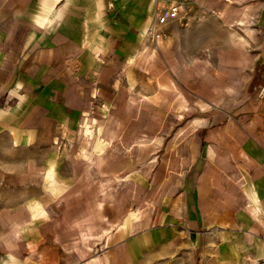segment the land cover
I'll use <instances>...</instances> for the list:
<instances>
[{"label": "crops", "instance_id": "crops-1", "mask_svg": "<svg viewBox=\"0 0 264 264\" xmlns=\"http://www.w3.org/2000/svg\"><path fill=\"white\" fill-rule=\"evenodd\" d=\"M186 1L178 21L154 0H0V26L14 27L0 39V264L264 259V81L245 76L236 87L228 78L221 91L226 73H205L208 47L187 37L201 30L197 19L214 18L217 0ZM150 29L166 38L160 79L139 69ZM244 39L217 60L242 69L264 62V43ZM141 80L153 87L142 95L163 98L142 124ZM141 129L148 144L138 143ZM82 130L95 155L112 144L124 153L154 146L142 154L152 168L136 177L128 155L68 169Z\"/></svg>", "mask_w": 264, "mask_h": 264}, {"label": "rangeland", "instance_id": "rangeland-1", "mask_svg": "<svg viewBox=\"0 0 264 264\" xmlns=\"http://www.w3.org/2000/svg\"><path fill=\"white\" fill-rule=\"evenodd\" d=\"M37 2H42L43 0H36ZM217 0V4L213 7L212 10H214L213 17L209 18L210 16H205V17H200L197 19V23L201 25V30H197L196 32L194 31L193 33L187 35L188 40L195 41L196 38H201L204 41V46L208 47L205 48L202 52V68L204 72H210L211 70L215 71L219 69L222 71V75L225 74L226 76L223 75V77L226 78L224 82H221V91H224L222 89L227 90V86L230 83L228 78H235L236 82L235 85L236 87L240 85L239 83L245 76H249L248 79L252 76L257 77L256 81L253 83L255 86L258 85L259 83L261 84L262 81H264V62H262V59L259 58L257 65H253L250 68L246 69H241L239 67H229L226 65H222L223 60H220V62L217 60V58H223L224 54L228 55L227 52V47L230 43H236V45H239V41H245L247 42V39H244V36H250L252 38V42H260V44L264 43V30H261V35H259V32L257 31L258 35L255 34V29L254 27L259 26V24H254V19L253 16L256 13L257 10H259L260 4L261 6V11H262V17L260 22V28L264 27V0ZM187 8V1L185 4L182 6L181 11ZM165 11H171L168 7L164 9ZM211 10V11H212ZM180 14H174L176 15L175 18L178 19V21H181L182 18H179L178 15ZM173 15V14H172ZM184 15V14H183ZM182 16V15H181ZM170 19V18H169ZM186 19V18H185ZM188 20V18H187ZM183 22V21H182ZM167 23V20L165 21ZM253 25V26H251ZM12 26V34L11 30L7 28H2L0 26V39L1 38H12L13 33H14V27ZM251 28V30H250ZM161 31V30H160ZM245 32V33H244ZM258 36V40L256 38ZM165 37L163 34L160 35V37H157L154 39V36H151L150 40L146 42L142 49L140 50V54L138 56V62H139V69L145 72H149V68H155V73L157 74L156 77L162 78L164 71V42H165ZM218 42V50L212 49L210 47L213 45V43ZM263 45V44H262ZM215 46V45H214ZM215 48V47H214ZM264 50V49H263ZM262 49L260 50H254L253 53L261 52ZM188 53L190 55H195L192 50H188ZM262 58V57H261ZM195 57L192 59H187V62L191 64L192 62H195ZM198 63L199 60H198ZM150 65V66H149ZM219 65V66H218ZM200 66V65H199ZM190 67V66H189ZM173 70L174 68H177L175 66H172ZM169 69V68H168ZM230 73V75H229ZM234 74V75H233ZM221 75V76H222ZM160 79V78H159ZM146 81L149 82L148 77H146ZM146 81H140L138 83V88L140 94L142 92L148 91L150 88L152 90V86L150 87ZM150 83V82H149ZM158 90L161 88L163 89V81L161 82H156ZM178 84V83H176ZM175 82H172V89L173 91H176V87L174 86ZM252 90V88L250 89ZM264 92V89H263ZM259 92L257 93L259 98L264 97V93ZM227 98L223 99L224 103H227ZM139 102V109H141L138 117L140 120V123H147L151 121V114L146 112V109H153L154 105H158L161 102H163V98H150L149 96H144L140 95L138 98ZM127 115H124L123 118L125 120ZM152 117H155V115H152ZM121 119V116H120ZM174 121V120H173ZM172 121V122H173ZM90 122V120H88ZM87 122V123H88ZM111 127V125H109ZM110 130V129H109ZM179 131H182V129H179ZM111 132V131H110ZM143 134H146L143 132L141 129L140 131V139L138 141L139 144H148L151 141L150 137H145ZM148 134V133H147ZM84 135V130H82L79 135H76V138L78 139L79 145L77 146L78 152L74 154L73 152H69L67 154V160L70 163V166H67L69 168H77V169H99L102 168V166L106 164H112L116 159L120 158L123 156L125 158L128 155H131V157H134L136 162L139 164V167L136 171H134V175L136 177H139L141 173L143 172L144 168L146 167L147 170L151 169V162L146 161L143 159L142 154L146 152L147 148H152L154 146H147V145H139L134 147L132 150H130L127 153H124L128 151V147L124 149V147L117 148L115 144H112V146L109 148L108 152H104L102 155H95L93 150H92V145L93 141L88 139L87 136L85 137ZM110 136V135H109ZM92 141V142H91ZM66 148H70V145H67ZM121 149V152H120ZM138 158L140 160H138ZM121 159V158H120ZM155 161V158L153 159ZM65 168V167H64ZM66 169V168H65ZM122 177V176H121ZM118 178L117 180L121 182L122 178ZM110 190L108 189V198H111L112 194L109 193ZM12 195V194H11ZM98 198V194H97ZM16 242V241H15ZM17 243V242H16ZM16 243H13L16 245ZM17 246V245H16ZM2 253V252H0ZM0 259H1V254H0ZM140 264H149L147 259L142 258L140 261Z\"/></svg>", "mask_w": 264, "mask_h": 264}, {"label": "built area", "instance_id": "built-area-1", "mask_svg": "<svg viewBox=\"0 0 264 264\" xmlns=\"http://www.w3.org/2000/svg\"><path fill=\"white\" fill-rule=\"evenodd\" d=\"M157 3H163L164 5L168 4L171 9V13L178 14L181 11L182 6L185 4L186 0H154ZM163 6V5H162ZM164 7V6H163ZM149 32L154 36V39L160 37L161 33L159 29H150ZM257 264H264V259L258 261Z\"/></svg>", "mask_w": 264, "mask_h": 264}, {"label": "bare ground", "instance_id": "bare-ground-1", "mask_svg": "<svg viewBox=\"0 0 264 264\" xmlns=\"http://www.w3.org/2000/svg\"><path fill=\"white\" fill-rule=\"evenodd\" d=\"M131 220V219H130Z\"/></svg>", "mask_w": 264, "mask_h": 264}]
</instances>
